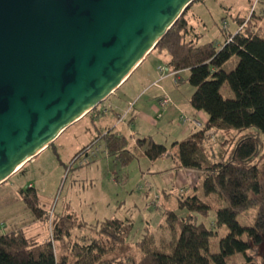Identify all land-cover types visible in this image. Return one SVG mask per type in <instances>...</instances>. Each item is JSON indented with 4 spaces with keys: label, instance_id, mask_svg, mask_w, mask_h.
I'll use <instances>...</instances> for the list:
<instances>
[{
    "label": "trees",
    "instance_id": "obj_1",
    "mask_svg": "<svg viewBox=\"0 0 264 264\" xmlns=\"http://www.w3.org/2000/svg\"><path fill=\"white\" fill-rule=\"evenodd\" d=\"M260 4L264 5V0H257L255 6ZM191 5L154 49L168 55V71H188L187 82L193 89L189 105L207 116L202 129L174 143V153L148 138L136 139V147L131 148L122 134L112 130L97 135L89 145L101 140L106 156L123 168L139 156L154 161L167 153L176 166L202 173L201 191L207 200L179 193L177 206L187 214L178 216L164 210L169 238L156 239L145 227L136 242L128 241L133 230L131 219L106 218L87 224L75 213H65L51 222L52 241L60 249L59 256L49 240L38 242L18 230L0 235V264H68L69 256L75 258L74 264H252L249 251L264 245V161H256L254 137L240 138L229 150L222 145L228 143L225 138L229 134L248 128H256L264 138V34L252 22L254 9L250 16L235 17L237 30L224 33L227 36L220 47L214 41L199 43L201 36L193 34L185 17ZM232 57L237 58L234 68L223 70ZM223 84L233 98L220 94ZM98 112L97 106L83 118H93ZM211 131L214 136L222 133L218 156L210 150L212 157L205 151V144L211 143ZM18 195L31 215L41 219L44 213L36 190L26 187L19 189ZM209 197H213L210 202ZM221 203L225 207H220ZM250 208L255 209L252 225L243 227L236 216ZM211 210L213 220L206 226L198 216L206 217ZM222 227L226 234L219 238V251L211 253L210 240ZM82 228L81 236L69 240L72 230Z\"/></svg>",
    "mask_w": 264,
    "mask_h": 264
},
{
    "label": "water",
    "instance_id": "obj_2",
    "mask_svg": "<svg viewBox=\"0 0 264 264\" xmlns=\"http://www.w3.org/2000/svg\"><path fill=\"white\" fill-rule=\"evenodd\" d=\"M196 0H0V185L112 94Z\"/></svg>",
    "mask_w": 264,
    "mask_h": 264
},
{
    "label": "rangeland",
    "instance_id": "obj_3",
    "mask_svg": "<svg viewBox=\"0 0 264 264\" xmlns=\"http://www.w3.org/2000/svg\"><path fill=\"white\" fill-rule=\"evenodd\" d=\"M255 3L254 0H200L193 3L189 11L196 15H202L203 23H205L204 26L198 28L203 35L201 42L213 40L215 35L219 33V28H222L224 32L234 33L237 28L235 17L250 16L254 9L255 15L252 22L255 23L259 32L264 34V5L255 6ZM236 62L237 58L232 57L223 66V70L233 69ZM219 92L224 98H233V93L226 84L220 87ZM121 93L122 91H119L109 101L102 103V105L99 104L98 110L101 112L93 114V118L92 115H89L80 122L72 124L56 139L51 147L0 186V231L5 229L8 232H15V230H11L26 228L27 235H32L31 238L38 242L46 240L52 242L57 256H59L60 249L52 241L51 222L58 216L69 212L75 213L80 220L87 224H95L106 218L123 220L129 218L133 223V230L128 240L130 242L138 241L145 233V227H147L148 233L154 235L156 239L160 237L169 238V230L166 228L163 216L164 210L173 211L178 216H185L187 211L179 209L176 202L180 195L185 196L182 188L183 191L180 195L176 191H169L167 196L162 193V190L171 189L165 185L166 182L162 177L163 172L155 173V169H159L163 165L162 157L154 160L152 165L139 160L137 157L123 168L104 155L101 140H96L95 143L89 145V142L94 140L97 135L103 134L107 127H115V130L122 131L130 142V134L135 130L122 124L118 126L113 124L115 119L111 107L123 110L126 106V102L120 99ZM104 108L108 112L107 115H103L102 110ZM137 126L145 127L141 122H138ZM172 131L174 133L162 130L163 137L168 133L171 135L166 138L168 150L171 149L170 139L176 137L177 134L176 130ZM208 134H210V139L211 136H214L212 131ZM154 136L156 140L158 137L163 139L160 134ZM220 136L222 133L217 132L216 138L213 141L211 139V143L205 144V151L210 157H212L210 150L215 153V156H218V148H220L218 138ZM243 137L256 139L258 148L256 161L261 164L264 161V138L256 128H248L238 134H229L225 138L228 143H224L222 147L229 150ZM83 147L85 148L82 152L76 154ZM86 148H95L98 153L91 157L88 162L83 163L80 154L84 153ZM169 160L171 159H165V162L169 163ZM150 167L153 170H147ZM26 187H33L37 192L39 208L44 213L41 219L34 218L30 212H22L25 204L22 200L19 201L18 190ZM149 187L151 188L150 194L145 197ZM195 191V195L203 200L205 196L201 191V182ZM209 198L211 199H208V202L213 200V197ZM220 207H225V204L221 203ZM24 208L28 211L26 206ZM213 213L214 211L211 210L206 217L198 216V220L209 226L213 220ZM29 214L34 220L40 221L39 225H36L37 227L31 226L30 222L32 223L33 220ZM254 216L255 209L250 208L239 213L236 220L239 225L249 227L252 225ZM83 233V228L74 229L71 231V239L69 240H76L75 238ZM225 234L226 229L222 227L211 238L209 247L211 253L219 251V238ZM248 254L251 256L252 264H264V245L253 247ZM237 259L239 262L241 261L240 256H237ZM74 261L75 258L69 256L68 264H74Z\"/></svg>",
    "mask_w": 264,
    "mask_h": 264
},
{
    "label": "crops",
    "instance_id": "obj_4",
    "mask_svg": "<svg viewBox=\"0 0 264 264\" xmlns=\"http://www.w3.org/2000/svg\"><path fill=\"white\" fill-rule=\"evenodd\" d=\"M199 1L200 0L194 1L193 3L199 2ZM189 9L186 12L185 17L187 21L189 22V24L193 27V34L201 36L198 39L199 40L198 42L203 43V42L214 41L215 42L214 45L216 47H220L225 37L227 36L226 35L224 37V33L228 34L230 32H226V31L223 32L222 28H219V33L215 35L213 40L201 42L203 35L201 34L198 28L200 26L205 25V23H203L204 20L202 18V15L200 16V15L191 13ZM168 60H169V57L166 54V52L153 49L134 68L131 74L124 80V82H122V84L112 94H110L106 100L102 102V103H105L109 101L111 97L116 96L117 93H119V91H122V93L120 94V99L126 102L125 109L121 110V108L116 109V107H111L113 108L111 109V112H112V115H114L113 117L115 119L114 120L115 122L113 124L117 126L122 124V125H125L127 128H133L135 130V132L132 131V134H130L129 146L131 148L136 147L135 140L140 139V138H148L153 143L163 145L165 148H167L166 138L170 137L171 135L168 133L167 135L163 137L162 130H164L165 132L169 131L173 133L174 131L172 130H176V133H177L176 137H173L170 139L171 149L168 151L169 153H174L176 151V147H172L174 143L180 142L181 140L185 139L188 135L197 131L195 128H193L191 124L188 125V124L182 123L178 119L179 115L186 114L185 116L199 120L202 124H204L207 121V116L204 113L193 110L189 105L188 100L193 92V89L192 87L189 86L187 82L188 71L182 70V71L175 72V73L169 71L168 73H162V74L157 71L156 68L158 66L167 67ZM165 96L169 98L170 105L166 108L161 109L158 107L157 102L160 98L165 97ZM115 106H117V103H115ZM102 112H103V115L108 114L105 108L104 110H102ZM122 116L123 118L122 120H120L119 118ZM83 119L84 118H81L75 123H78ZM138 122H141L142 124H144L145 127L143 128L138 127L137 126ZM66 129L64 131H66ZM109 130L118 132L119 134H122L126 138L123 132L119 130H115V127L105 128L104 133H106ZM156 134H160L163 137V139H160L158 137V140H156L154 136ZM46 149H44L43 151L38 153L36 156L31 158L29 161L24 163L15 173H13L0 186L4 185L13 176L18 174L29 162H31L32 160L40 156ZM103 152H104V155L106 156L104 148H103ZM107 158H110L113 160V158L111 157H107ZM168 158L169 157L161 158L163 159L162 161L163 165L160 166L159 169H155V173L160 174L163 172L162 177H163V180H165L166 182L165 184L167 185L166 187L167 188L171 187V189L162 190L163 195L167 196L169 194L168 193L169 191L171 192L176 191V192L181 193V191L183 190H184L183 192L185 193V195H192V194L195 195L196 193L195 190H197V185L202 180V173L176 166L172 160H169L170 161L169 163L165 162V159H168ZM139 160L145 161L146 163H150L151 165L154 162L142 156H139ZM147 170H153V169H151L150 167ZM148 189L149 190H146L147 193H145V197H147L150 194L151 188L149 187ZM18 199L19 201H21L20 196ZM24 207L25 206L23 205L24 210L22 209V212L24 211L25 213H28L29 211L25 210ZM20 209H21V206H20ZM31 219L33 220V221L30 220L32 221V223L30 222L31 226L34 227L36 225H39L40 223L39 220H34L32 217ZM14 226L16 227V225ZM14 230L15 231L21 230L22 233L26 237H32V235H29V236L27 235L28 232L26 233V228L25 229L17 228V229H12L11 231H14ZM6 232L8 233V231H5V229H3L2 231H0V235L5 234Z\"/></svg>",
    "mask_w": 264,
    "mask_h": 264
},
{
    "label": "built area",
    "instance_id": "obj_5",
    "mask_svg": "<svg viewBox=\"0 0 264 264\" xmlns=\"http://www.w3.org/2000/svg\"><path fill=\"white\" fill-rule=\"evenodd\" d=\"M254 1H257V0H254ZM156 69L161 74L169 72L167 67L158 66ZM157 105L161 109L166 108L170 105V100L167 96L162 97L158 100ZM122 118H123V116L120 117L119 119L122 120ZM178 119L184 124H188V125L191 124L193 126V128H195L196 130H201L203 127V124L200 121H198L194 118H189L183 114L179 115ZM213 139L214 138L212 137V141H213ZM97 153H98V150L95 148H86L85 152L80 154V156L82 157V162L83 163L88 162V160L91 157L96 156ZM167 156H168V154L166 153V154L162 155V158H166Z\"/></svg>",
    "mask_w": 264,
    "mask_h": 264
}]
</instances>
